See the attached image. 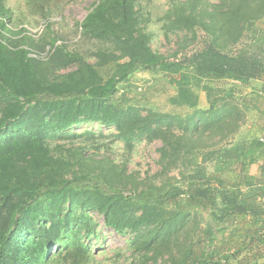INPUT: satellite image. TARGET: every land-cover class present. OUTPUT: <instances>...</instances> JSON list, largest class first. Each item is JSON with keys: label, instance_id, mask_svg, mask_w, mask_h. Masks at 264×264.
I'll return each mask as SVG.
<instances>
[{"label": "trees", "instance_id": "trees-1", "mask_svg": "<svg viewBox=\"0 0 264 264\" xmlns=\"http://www.w3.org/2000/svg\"><path fill=\"white\" fill-rule=\"evenodd\" d=\"M6 1L0 0V264H90L94 256L85 242L94 235L90 212L102 216L108 228L131 235L138 261L128 264H264V137L254 133L224 143L241 127L239 106L228 102L218 108L212 100L186 124L179 120L182 131L176 135L175 116L113 102L119 85L139 72L166 75L177 92L171 103L187 109H198L196 88L205 82L264 81V43L230 54L216 31L218 9L227 8L229 41L239 42L253 20L264 17V0L176 4L169 10L177 14L176 29L190 32L197 46L170 57L152 48L138 0H99L78 23L83 38L102 43L92 53L96 63L68 49L51 22L39 38L24 27L13 32L11 24L23 26L26 16L18 21ZM200 3L206 6L198 10ZM59 4L26 1L30 15L45 20ZM47 46L52 53L47 60L30 56ZM203 89L210 98V86ZM257 92L256 99L264 97V83ZM240 100L241 106L247 102ZM88 123L115 132L108 137L88 132L85 138L72 133L66 137L70 144L54 145ZM191 129L221 134L222 143L195 152L191 172L132 190L124 188L126 179L136 181L125 163L120 166L108 152H88L109 137L128 150L161 139L162 157H179ZM203 212L209 217L205 224L196 219Z\"/></svg>", "mask_w": 264, "mask_h": 264}, {"label": "rangeland", "instance_id": "rangeland-1", "mask_svg": "<svg viewBox=\"0 0 264 264\" xmlns=\"http://www.w3.org/2000/svg\"><path fill=\"white\" fill-rule=\"evenodd\" d=\"M27 0H7L9 8L15 12L18 21H23L21 16H26L23 26L17 25V20L11 24L13 32H18L21 27L27 28V33L34 38H39L44 33L49 22L53 24L52 30L61 41L65 43L70 50L81 52L92 63L97 62V57L92 53L102 47V43L82 37L80 22H82L93 5L99 0H60L59 11L49 20H45L40 14L30 15ZM186 0H138L137 8L141 14V23L147 32L151 35V46L164 56L170 57L178 50L187 47V52H191L195 46L192 34L188 31H178L176 29L177 14L169 12L176 4L181 5ZM208 4H218L216 0H203ZM206 6L204 3L199 4V9ZM188 10L190 8H187ZM217 14L220 22L217 24V35L220 44L225 51L234 54L239 50H255L256 47L264 43V17L261 20H253L252 26L247 27L243 39L237 43L229 41V29L227 22L230 15H227V8L218 9ZM168 24V25H167ZM13 39H17L14 33H7ZM50 47L45 50L33 49L31 57L47 60L51 55ZM211 88L210 98L203 91V85ZM201 87L196 88L198 98V109L182 108L171 103V98L176 96V87L170 82V79L164 75H152L147 72L136 73L129 82L119 85V92L113 98L117 105H135L143 110L152 109L159 113L169 114L176 117V126L174 132L180 135L182 129L179 128V120L184 125L190 117L198 116L197 111L207 110L212 100L218 103L221 108L225 103L231 106H239L241 109V127L236 135L230 136L224 141H237L248 138L252 134L264 137V97L256 99L257 91L260 90L259 83L256 81L250 85L244 86L238 82H205ZM230 96H234L232 99ZM222 98H228L223 102ZM247 99L241 106L240 99ZM211 100V101H210ZM202 112V111H201ZM190 125V124H189ZM71 131V132H70ZM93 132L96 136H110L115 132L112 127H105L96 123H88L75 126L69 130V133L59 136L54 140V145L70 144L66 137L69 134H76L85 138L86 133ZM212 133V134H211ZM219 133V132H216ZM82 138H76L80 140ZM223 136L215 134L213 131L193 132L192 129L182 143L181 152L178 151L179 157L171 153L167 159L162 157L163 141L156 139L152 142L146 140L135 144L132 150L126 149L124 143L114 140L111 137L102 139L104 144L100 145L99 150L89 149V154L93 152L99 155L108 152L112 158L121 166L125 163L126 173L135 176L136 181L130 178L124 182V188L132 190L135 186L142 187L143 184L150 182H160L162 180L180 177L182 173H188L193 170L195 152L204 154L211 150L216 143H222ZM208 169L210 165L207 166ZM258 165L251 167V173L258 171ZM132 176V177H134ZM89 216V215H88ZM92 218V229L94 235L90 240L85 242L90 248L94 260L90 264H128L131 261H138V256L133 254L130 249L131 235H124L108 228L105 225L104 218L97 213L90 212ZM207 213H200L196 219L199 223L205 224L208 221ZM60 247L58 248V250ZM150 264V263H147Z\"/></svg>", "mask_w": 264, "mask_h": 264}, {"label": "crops", "instance_id": "crops-1", "mask_svg": "<svg viewBox=\"0 0 264 264\" xmlns=\"http://www.w3.org/2000/svg\"><path fill=\"white\" fill-rule=\"evenodd\" d=\"M257 83H259V86L261 87L262 86V84L264 83V81H256ZM257 171H255V172H252L253 174H255Z\"/></svg>", "mask_w": 264, "mask_h": 264}]
</instances>
